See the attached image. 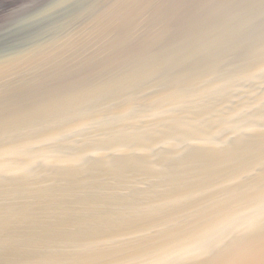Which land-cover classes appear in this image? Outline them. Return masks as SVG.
<instances>
[{
    "label": "water",
    "instance_id": "obj_1",
    "mask_svg": "<svg viewBox=\"0 0 264 264\" xmlns=\"http://www.w3.org/2000/svg\"><path fill=\"white\" fill-rule=\"evenodd\" d=\"M0 264H264V0H0Z\"/></svg>",
    "mask_w": 264,
    "mask_h": 264
}]
</instances>
